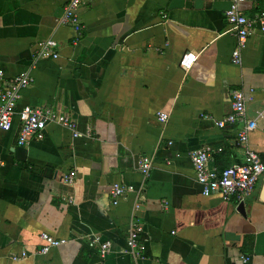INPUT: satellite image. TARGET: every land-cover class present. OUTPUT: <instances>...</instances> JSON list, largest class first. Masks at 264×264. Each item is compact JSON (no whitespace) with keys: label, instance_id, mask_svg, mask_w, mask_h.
Segmentation results:
<instances>
[{"label":"crops","instance_id":"obj_1","mask_svg":"<svg viewBox=\"0 0 264 264\" xmlns=\"http://www.w3.org/2000/svg\"><path fill=\"white\" fill-rule=\"evenodd\" d=\"M67 1L0 0L4 82L25 71L34 78L18 108L50 107L76 123L49 122L43 139L23 145L18 115L0 132V264H264V176L242 214L235 199L203 194L189 155L208 148L218 169L244 161L243 123H216L240 89L256 122L249 146L264 161V32H253L235 64L232 0L174 9L171 0H82L81 35L61 22ZM263 8L240 4L249 17ZM46 40L58 58H36ZM188 53L196 59L186 68ZM117 182L135 189L114 205ZM133 224L143 226L141 257L127 244ZM42 232L67 242L43 254ZM96 235L111 242L105 256L89 245Z\"/></svg>","mask_w":264,"mask_h":264},{"label":"built area","instance_id":"obj_2","mask_svg":"<svg viewBox=\"0 0 264 264\" xmlns=\"http://www.w3.org/2000/svg\"><path fill=\"white\" fill-rule=\"evenodd\" d=\"M248 0H232L229 7L225 11V17L231 24L233 30L237 33V46L232 55V61L235 64L241 62V52L246 47L249 37L260 29L264 32V8L258 10L254 16L245 15L240 4ZM82 0H68L65 12L61 17V22L74 26L78 35L82 34L83 24L79 15V7ZM164 16H167L164 14ZM54 40H46L40 43L36 58H58L59 53L53 47ZM196 59L195 53H188L182 58V65L189 68ZM4 70L0 68V132L10 131L13 128L14 117L18 115L20 120V130L18 143L26 144L30 139H43L45 137V128L49 122L61 123L64 126L74 129L76 123L73 118L56 111L50 107H35L24 105L18 108L22 90L30 86L34 82V78L29 72L25 71L16 75L8 85L4 82ZM158 118L165 122L169 118V114L159 112ZM241 122L243 127L238 132V140L245 146V158L240 164H234L224 169L209 167L210 150L208 148H198L190 151V159L194 167L196 178L202 185L203 194L209 196L219 193L224 200L230 201L235 199L237 202H244L253 192L258 180L264 176V161L260 154L249 146V135L256 128L255 120L247 116V98L243 90L236 89L233 91V99L230 113L223 119L217 120L216 123L220 127L227 124H235ZM79 133H75L78 135ZM151 158L144 156L140 160V166L145 175L149 174L151 168ZM76 172L72 171L64 178L66 182H72ZM133 185H123L115 183L111 189L112 202L114 205L119 204L120 198L128 191L134 190ZM143 226L133 224L127 237V244L131 252L136 257L143 256L146 247L140 242V234ZM41 238L44 245L40 252L46 254L52 247L59 246L67 242L66 239H59L55 236L42 232ZM100 243L101 253L103 256L110 252L111 242L104 241L99 235L93 237L89 242L91 247L95 243ZM28 256V252L24 251L20 255L12 256L13 260H21ZM244 262L250 260V256L243 257Z\"/></svg>","mask_w":264,"mask_h":264},{"label":"water","instance_id":"obj_3","mask_svg":"<svg viewBox=\"0 0 264 264\" xmlns=\"http://www.w3.org/2000/svg\"><path fill=\"white\" fill-rule=\"evenodd\" d=\"M202 0H196V5L197 6H201L202 5ZM185 4V0H171L170 2V5H169V8L170 9H174V8H180V7H183ZM238 211L241 212L242 214H245V205H244V202H241L239 205H238ZM229 237H234V234H229L228 235Z\"/></svg>","mask_w":264,"mask_h":264}]
</instances>
